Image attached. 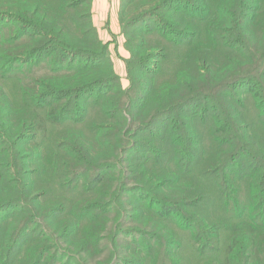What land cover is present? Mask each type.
I'll return each mask as SVG.
<instances>
[{
	"label": "trees",
	"instance_id": "1",
	"mask_svg": "<svg viewBox=\"0 0 264 264\" xmlns=\"http://www.w3.org/2000/svg\"><path fill=\"white\" fill-rule=\"evenodd\" d=\"M86 1L55 14L33 0H14L16 10L0 7V264H110L120 251L103 244L100 233L110 223L113 239V224L129 218L123 202L135 193L133 183L146 196L135 201L139 209L152 217L161 211L169 227L190 229L212 264H264V0H222L226 8L216 10L212 0H122L129 89L146 101L134 106L137 95H127L92 125L79 105L87 100V74L95 91L89 98L109 95L101 89L108 51L88 11L70 14ZM219 19L218 36L211 30ZM36 58L43 73H33ZM68 58L81 62L66 65ZM12 85L24 110L10 103ZM127 101L132 115L144 109L130 132L120 119ZM197 120L209 121L200 134ZM127 135L135 143L121 162ZM168 158L163 172L170 173L150 175ZM193 165L206 172L190 171ZM169 186L182 200L161 193ZM188 191L194 196L185 197ZM11 209L17 211L5 214ZM33 223L40 229L30 238ZM182 243L169 240L178 250L162 251L173 258L169 264H184ZM141 253L136 264H158Z\"/></svg>",
	"mask_w": 264,
	"mask_h": 264
},
{
	"label": "rangeland",
	"instance_id": "2",
	"mask_svg": "<svg viewBox=\"0 0 264 264\" xmlns=\"http://www.w3.org/2000/svg\"><path fill=\"white\" fill-rule=\"evenodd\" d=\"M14 0H9L8 2L6 1L4 7L1 8H6V10H16V6L14 5ZM39 2L42 7H44L46 10L48 9V6L51 5V8L53 14L57 12H62V10H65L66 6H70L73 1H78V0H33ZM50 1L52 3H50ZM81 1V0H79ZM83 1V0H82ZM138 2H145V0H138ZM213 8L216 10L220 7H225L224 3H222V0H212L211 1ZM74 5V4H73ZM71 5V6H73ZM58 9V10H56ZM88 11V14L91 18V24L95 28V31L99 37V40L102 42V44L106 47L107 49V60L104 62L102 65V68L105 71V77L108 80L107 84H105L101 89L106 92H108V96L106 97L105 101H102L98 98H89L92 96L95 91L92 89V78L91 74L86 75V81L90 83H85L87 84V90L85 91V103L82 102L79 106L80 110H85V112H81L79 115L80 116H85V122H89L88 125H92V123H100L103 122L105 119H103V114L107 110H111L113 108V113L116 110V107H112V105H115L118 99H121L122 105L124 103V97L127 95L133 96L137 95V99L133 102L134 106L135 104L139 105H144L145 101L144 98L142 101L138 100V94L140 93L139 91H134L130 93V87H131V81L129 78V71H128V61L131 58V52L127 49V37L123 34V26H122V0H87L86 3L83 5H80L77 7L75 10L70 11V14H75L77 16H81L82 14H85V11ZM140 12V7L139 9ZM63 14V13H62ZM64 16V15H63ZM206 25V24H205ZM224 26V23L221 21V19L216 20L213 22L212 30L211 32H215L218 36L220 35V31L222 30ZM17 28V26H16ZM204 31H206V26L203 27ZM45 54H48L45 51ZM38 59L36 58L35 61L31 62V66L35 68V71L33 70V73H43V67H36L39 65L37 61ZM78 60V61H77ZM75 61V58H68L65 61V64L68 65L69 62ZM77 62H81L80 59H76ZM75 61V62H76ZM84 64L88 63H94L93 61L90 60H83ZM41 66V65H40ZM44 66V65H42ZM32 69V68H31ZM19 72V71H18ZM173 89L175 87V84L170 85ZM8 92V97L11 100L10 103H14L17 107L20 109L24 110L25 109V98L22 96L20 92V88L18 85H12L10 90L6 89ZM129 91V92H128ZM112 104H110V102ZM28 102V100H27ZM109 102V103H107ZM129 102L127 101L126 103V108L123 109V115L120 117V119L124 120L126 119V125L129 127L126 128V132H130V127L131 123L135 117V113L137 114L141 113L144 111L143 108H137L135 107V110L133 113L134 115L131 114V111H129ZM2 106H8L6 102L2 103ZM147 107V106H146ZM157 107V105H151L150 108ZM103 110V111H102ZM97 114H99L98 117L96 118ZM70 113L67 114V117H70ZM134 116V117H133ZM37 118L39 119V122L44 123L46 122V119H44V116L38 114ZM12 121V119H11ZM111 122V121H110ZM183 122H187L183 121ZM209 121H199L197 120L193 124V129L198 131L199 134L204 130L205 126L207 125ZM86 123L83 124V131L86 129ZM40 131L44 132V135H46V132L44 130V127L40 129ZM35 133V132H34ZM36 134H34L35 136ZM33 136V135H32ZM33 136V137H34ZM129 139V144L128 145H123L126 146L125 150L121 153V158L120 161L123 162V160L127 159V150L129 149L130 145L134 140L132 139L131 135H127ZM198 140L200 141L201 138L199 135L197 136ZM106 140V139H104ZM205 142V141H204ZM135 143V142H134ZM206 145V142H205ZM4 150V146L0 143V152ZM214 150V146L212 145V139L208 138L207 139V146H206V152L211 153ZM1 155V153H0ZM144 155V154H142ZM133 156V155H132ZM1 157V156H0ZM141 161V159H139ZM139 161H136L135 163H139ZM5 161L0 162V167L3 166L2 164ZM170 158L166 159V163H164V169L160 167L159 169H149L150 170V175L156 174L159 172L160 173L158 178L161 176H164L168 173H170V169L167 170L168 172H163L166 168H170L169 164ZM113 164V163H111ZM196 166L194 168V165L192 166V171L194 172L197 171H205V170H199L200 167ZM154 167V166H153ZM126 168V167H124ZM190 169V168H189ZM181 172H184V169H182ZM206 172V171H205ZM118 176V175H117ZM171 176H177V174H173ZM125 178H127V175H125ZM143 183L147 184V181H143ZM148 186V185H147ZM172 186L165 187L161 189V193L167 197L168 199L172 200H177L178 194L175 192H171ZM186 188V186H182V188ZM139 186L135 185L133 183L128 187L129 190L135 191L134 194H130L125 196L124 202L127 204V207L129 209V218L125 219L121 223V225H114L113 224V239L109 235V225L110 223L106 224V229L107 231L101 232L100 237L103 240V244H111L112 243V249L115 247V245L118 247V251L120 253L116 252V255L113 256V261L110 264H136V257L139 258H144V255H142L141 250L145 251L146 254H148L152 259H156L158 264H164L163 262H166L165 264H169L170 260L173 259L172 257L166 258L168 256V252H162L164 248L168 249H175L178 250V247L176 246H169V240H173L174 242L180 241L183 246L179 249L180 250V258L183 260L184 264H212L214 260H212L211 256H205L201 255L198 248L197 244L195 243L194 240L191 239V230L190 229H175L173 227H169L167 224L168 222V217L169 215L167 214L166 216L162 217L161 216V211L159 213L155 214L156 210L153 211V217L149 215L147 211H141L135 202L136 200L143 201L146 196L144 195L143 191L139 190ZM173 193L172 195L176 197H171L168 194ZM136 194V195H135ZM193 197L194 195L192 193H189V191L185 194V197ZM133 196V197H132ZM182 200V198L179 196L178 201ZM16 209H11L5 211V214H10L12 212H16ZM4 215V213H2ZM25 216L30 215L28 212L24 214ZM60 217V216H59ZM151 219V221H150ZM40 229V225L37 223H33L31 225V235L30 238L35 237L34 232L37 234ZM116 231V232H114ZM119 238L116 240V238ZM32 241H28V244H31ZM182 249V250H181ZM106 249L103 248L102 251H105ZM23 256V255H22ZM69 263V262H67ZM145 262L144 264H146ZM64 264L65 261H64ZM74 264V262L72 263Z\"/></svg>",
	"mask_w": 264,
	"mask_h": 264
}]
</instances>
